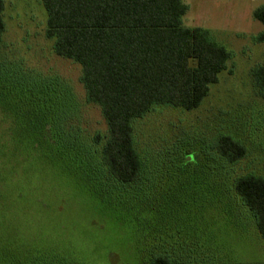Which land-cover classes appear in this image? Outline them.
Wrapping results in <instances>:
<instances>
[{"label": "trees", "instance_id": "trees-1", "mask_svg": "<svg viewBox=\"0 0 264 264\" xmlns=\"http://www.w3.org/2000/svg\"><path fill=\"white\" fill-rule=\"evenodd\" d=\"M42 3L48 15L46 34L54 39L56 54L81 65L80 81L86 99L100 106L108 134L95 135L97 149L91 144L84 146L74 130L70 131L74 134L67 135L64 121L75 99L68 84L53 77L43 78L38 84L24 77L21 80L13 67L0 63V150L7 148L9 154L10 149L14 150L10 159L0 151V161L12 164V158L22 151L28 158L43 160L58 174L65 171L66 177L80 179L98 199L103 212L130 220L136 236L146 246L142 253L148 264H197L192 262L199 261L206 247L209 249L203 227L211 226L207 216L215 206L225 211V206L236 210L235 203L243 205L264 239V176H228L226 165L248 154L243 143L231 135H219L213 145L219 160L216 165L210 164V156L199 161L194 151L183 149L184 145L169 146L161 161L148 170L135 146L136 119L157 106L198 108L231 57L208 29L183 25L186 2ZM4 10L5 0H0V48L6 29ZM254 15L264 22V6ZM253 77L264 95V64L253 70ZM190 169L200 170L195 179ZM186 172L190 175L188 181L200 185L195 191L207 193L201 225H194L201 220L200 211L189 214L187 227L163 219L177 215L174 212L180 206L183 209L176 193L184 190ZM212 179L215 195L211 198ZM200 226L202 240L193 235ZM0 255L5 259L0 264H17ZM41 258V254H30L23 264H55L41 262Z\"/></svg>", "mask_w": 264, "mask_h": 264}, {"label": "rangeland", "instance_id": "rangeland-1", "mask_svg": "<svg viewBox=\"0 0 264 264\" xmlns=\"http://www.w3.org/2000/svg\"><path fill=\"white\" fill-rule=\"evenodd\" d=\"M184 1L188 10L183 25L208 29L231 57L198 108L157 106L135 120V146L143 165L148 170L161 161L166 148L181 145L185 151H194L199 161L210 156V164L216 165L213 145L219 135L228 134L248 149L243 159L226 165L228 176H264V95L253 77V70L264 64V22L254 15L264 0ZM4 18L0 63L13 67L20 79L36 80V84L51 77L67 83L75 99L64 121L66 134L74 130L84 146L97 149L94 137L108 134L106 121L100 106L86 99L81 65L56 54L54 39L46 34L48 15L42 0H5ZM11 150V154L7 148L0 151L10 159ZM27 156L19 151L12 164L0 161V254L17 264L35 253L41 254V262L55 264H148L142 253L146 246L129 219L103 212L80 179L66 177L65 171L60 175L43 160ZM190 170L194 179L200 173ZM186 174L184 190L176 193L183 209L180 206L174 212L177 215L163 219L187 227L189 214L200 211L201 220L194 225H201L207 193L195 191L200 185L188 181ZM213 185L215 179L209 186L211 198ZM237 204L236 210L209 209L211 226L203 227L209 249L192 263L264 264V239L247 209ZM193 233L194 238L204 239L201 226ZM0 261H5L2 255Z\"/></svg>", "mask_w": 264, "mask_h": 264}]
</instances>
